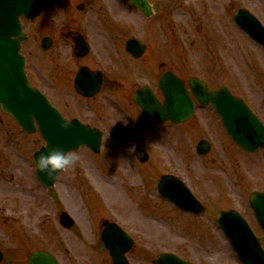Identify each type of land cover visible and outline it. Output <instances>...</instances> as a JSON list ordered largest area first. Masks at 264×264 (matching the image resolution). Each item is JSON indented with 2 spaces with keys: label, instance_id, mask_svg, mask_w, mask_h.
<instances>
[{
  "label": "rangeland",
  "instance_id": "rangeland-1",
  "mask_svg": "<svg viewBox=\"0 0 264 264\" xmlns=\"http://www.w3.org/2000/svg\"><path fill=\"white\" fill-rule=\"evenodd\" d=\"M150 1L159 2L161 8L146 17L124 0V14L135 23L127 30L119 29L120 40L136 36L142 41L144 29H150V34H145L149 46L142 57L127 53L125 43L116 44L114 37L106 51L96 48L95 60L107 69L112 84H118L111 93L116 100L114 106L105 107L116 117L108 114L97 122L98 117L88 114V118H98L95 121L104 131L101 151L96 154L85 146L73 151L78 157L76 163L59 173L52 189L39 181L32 161L34 152L46 145L39 130L26 133L0 111V250L4 253L0 264H26L28 255L38 249L54 254L61 264H112L105 247H99L103 252L96 250L99 234L92 233L93 226L98 229L105 219L118 222L133 235L136 244L128 258L132 264H154L153 259L161 252L176 253L194 264H239L216 224L217 212L228 207L244 213L264 245V233L247 201L252 190H264V151L247 154L226 138L223 142L216 121V127H209L219 139H214L213 152L201 157L196 153L195 135H184L190 129L188 123L171 125L167 128L169 137L162 124L127 102L125 95L131 91L129 76L133 71L132 66L129 70L120 66L122 60H134L133 64L140 60L146 66L151 60H160L183 78L205 76L215 87L223 82L245 96L264 119V49L236 25L233 12H214L212 0ZM224 2L226 5L229 1ZM111 4L114 9L120 5L118 0ZM257 16L264 23V12L259 11ZM37 22L41 24V19ZM30 26L31 39L23 48L29 79L45 88L47 79L56 81L74 64L69 49L63 54L68 56L65 63L57 60L58 49H41V39L52 34ZM133 78L135 86L156 82L147 73ZM69 82L66 80L65 90ZM107 94L101 95L102 106L107 103ZM67 99L69 106H58L65 115L77 109L76 98L68 95ZM121 107L127 113L120 117ZM130 114L140 123L144 135L150 136L141 140L150 151L143 165L130 154L136 143L130 139L125 144L128 132L116 135L120 125L129 127ZM228 156L236 161L234 167L228 165ZM169 171L190 184L207 205V214L185 212L162 199L157 186L161 174ZM62 211H68L76 221L70 230L60 224Z\"/></svg>",
  "mask_w": 264,
  "mask_h": 264
},
{
  "label": "water",
  "instance_id": "water-1",
  "mask_svg": "<svg viewBox=\"0 0 264 264\" xmlns=\"http://www.w3.org/2000/svg\"><path fill=\"white\" fill-rule=\"evenodd\" d=\"M136 7L149 14L150 5L146 0H130ZM43 0H0V105L2 111L11 113L18 123L25 129L33 131L35 121L39 125L48 146L39 150L35 158L41 152L47 153L49 149L63 147L71 151L78 149L82 144H87L95 151L101 147V133L93 131L80 124L79 121L67 122L58 111L50 104L48 99L37 89H33L27 78L25 70V58L20 53L21 41L25 38L21 30L18 17L24 14L33 17L40 13ZM239 27L249 33L262 47H264V26L247 11L241 10L235 16ZM127 49L135 56H140L145 47L139 41L132 39L127 42ZM85 72L80 73L77 78V86L86 95H94L99 87L93 91L83 87L81 80ZM166 99L164 102L155 97L149 88L141 89L136 95V102L151 117L164 123L171 119L175 123H182L187 120L193 111V101L184 86V81L179 80L172 73H166L159 81ZM192 91L203 104H211L221 115L226 131L235 142L244 150L255 152L264 148V125L258 116L250 109L248 104L241 98L233 95L227 88L219 91L210 90L205 83L197 78L190 80ZM99 84L101 85V78ZM67 124L68 127H63ZM209 147L204 143L199 145V151L206 153ZM137 151L141 161H146ZM40 180L48 187H53L55 179H49L47 175L36 170ZM160 192L176 205L185 210L200 213L204 211L200 202L191 194L184 184L173 176H165L160 183ZM252 204L259 221L264 228V194L258 192L252 196ZM61 224L67 228L72 227L74 220L72 216L63 212L60 216ZM218 223L225 229L231 243L238 251L240 257L246 264H264V253L257 242L256 237L250 232L248 224L234 210L220 212ZM102 240L110 249L114 264H130L126 259V252L133 245L130 236L114 223L108 222ZM2 255L0 254V260ZM156 264H192L179 256L171 253H162ZM27 264H59L56 258L43 251H36L31 254Z\"/></svg>",
  "mask_w": 264,
  "mask_h": 264
},
{
  "label": "flooded vegetation",
  "instance_id": "flooded-vegetation-1",
  "mask_svg": "<svg viewBox=\"0 0 264 264\" xmlns=\"http://www.w3.org/2000/svg\"><path fill=\"white\" fill-rule=\"evenodd\" d=\"M111 1L112 0H44L45 3L44 9L39 16H36V18L32 19L31 21H28L24 17H22L23 29L28 35L26 37L27 42L25 44H27L28 41L31 39L30 25L33 26L34 30L35 29L40 30L41 28H43L44 30L52 34V35L47 34L44 37L51 38L52 40L51 48L58 49L59 52L58 54L60 56H58L59 58L57 60H63V63H65V60L68 56L65 58L66 55L63 54L65 50L68 49L70 50L69 56H71V59L73 60L74 67L71 68L69 72L67 71L66 73L62 74V76L61 74L57 76L58 78L56 81L50 78L47 79L48 82L46 83V87L45 88L43 87V91L46 93L48 98L57 108L59 106L62 109L63 107L65 109V107L69 106V100L67 99L68 95L69 96L73 95L76 98L75 101V105L77 108L76 112H73L72 114L68 113L65 115L60 108L58 109L68 120L78 118L82 122L89 125V127H94L98 129H100V127L98 126L97 122L100 121L101 119H104L105 117L108 118L109 117L108 114L110 116L116 117L112 111L106 110L105 107L111 105L114 106V101L116 102V100H113L111 93L114 90L113 88L118 86V84L116 83L112 84L111 77L108 78L109 75H107L106 73L107 69L104 67V65H100L95 60L97 54L96 48L99 46L101 49H103V51H106V49L110 47L109 43H111L113 37L116 39L115 41H117L116 44L120 43L121 41L126 44L128 39L132 37H136V36H131L128 38L124 37L122 40H120L122 35H119L120 34L119 29L122 31L127 30L129 26H132L135 23L134 19L129 18L124 14L127 7L126 2H128L129 0H126V2H124V0H118V3L120 5L114 6L115 9L113 8ZM147 1H149L151 5L155 4L156 2V1L152 2L150 0ZM212 1L214 4L213 6H215L213 7V11L219 15H223L225 14V12H229V13L233 12L232 15H234L239 9H247L248 11L252 12L254 15H259V11L264 12V0H244L246 2L244 3V5H240L239 3L240 0H228L229 2L226 5L224 0H212ZM160 8H161V4L159 3V10ZM134 9L140 12L139 9L135 7ZM150 11L154 12V9L152 8ZM140 13H142L145 16L143 12ZM38 18L41 19V24H38L37 22ZM141 28L144 27L141 26ZM149 31L150 29L148 31L144 29L143 31V38L145 39V43L143 42L144 39L141 37V39H143V41L142 40L141 41L144 44H146L147 49L149 45L147 42L148 40L145 37V34H150ZM49 50H45V51L47 52ZM135 61L136 64H133L134 60H122V63L120 64V66L124 65V67H126L127 70H129V68L132 66L130 71H133L132 73H130L132 74V76L131 75L129 76L131 78L130 84L132 85V88L129 94L125 95L126 96L125 99L127 100V102H131L130 104L131 106L133 105L135 107H138L134 102V96L140 88H143L144 86L147 85L152 87V89L154 90L153 93H155L160 100H163L164 95L162 93V90L160 89V85L158 82L160 81V78L164 73L168 71H172L171 68L167 67L166 63L161 64L159 62L160 60H151L150 61L151 63L148 66L140 63V60L138 61L135 60ZM84 67L85 69H87L86 70L87 74L88 73L92 74L91 77L88 76L89 74L87 76L85 75L81 81L83 87L88 88V90L94 89L97 85L98 78L101 77L102 85L96 95L86 96L80 93L78 89H76L75 87L77 75L79 71ZM163 69L164 71H162ZM160 71H162V73ZM93 73L95 75H93ZM138 73H140L141 75L147 73L149 79L151 80L156 79L155 84L149 82L141 86L139 85L135 86V84L133 83H135L136 81L134 80L133 77ZM180 77L183 78L182 76ZM204 77L200 76L201 80L205 81L208 87L211 88V90H217L223 86H227L234 94L238 95L236 90L231 89L230 85H226L222 82V84L215 87L210 82V79L207 80L208 78L206 77L207 79H205ZM190 78L191 77L183 78V79L186 80V88L189 90L194 100V111H193L194 114L188 121L185 122L189 124L188 126H190V129L185 131L184 135L185 137L189 136L190 138L191 135H195V139L197 140V143H199L200 141H206L210 143L211 151H209L207 155L201 156V157H206L211 152H213L214 139H219V134L216 131H214L213 128H210L209 124H214V127H216L215 125H218L216 121L218 122L220 120V117L216 113V111H214V108L211 105H203L195 98V96L191 91V86L189 83ZM66 80L70 82L67 86L68 88L65 90ZM55 82L57 84H54ZM105 92L106 93L108 92L106 96L107 99L105 100L107 101V103L106 102L103 103L104 104L103 107L101 104V95H103ZM58 103H60V105ZM66 110L69 109L66 108ZM119 113L121 117L123 116L124 113L125 114L127 113V110L125 109V107H121ZM88 114L93 115V117H98L99 119L95 118L98 119L96 122L95 119L88 118ZM128 121L130 122L129 127L124 125H120L122 126V128L118 125L116 126L117 128L120 127L118 128V130H116L117 133L116 135H120V136L124 135L125 132L124 130H126V132H128L129 134L128 139H124L126 145H128L129 140L131 139L133 144L136 143L137 146L141 145L143 148H147V146L144 145L145 143L141 142V140L143 139L145 141V139L150 136L148 135V137H146L144 135L145 133L140 123L132 115L128 118ZM154 121L157 122L156 120ZM219 123L220 126L218 125V127L220 128L217 129V131H219L220 133L221 140L223 141V139L226 138L227 141L234 144L231 141V139L228 137L226 132L224 131L221 121H219ZM113 124L115 125V122ZM171 125H175V124L171 123V121H168L167 123L163 124L162 126H164L165 128L164 131L169 132L167 130ZM195 129L197 130L196 132H194ZM155 133L156 132H152L151 135L155 136L156 135ZM168 135L169 137H172L170 132ZM137 146L134 148V150L137 148ZM130 154L133 155V152H130ZM229 159L231 163L229 162L228 165L234 167L235 166L234 163H236V161L232 160V158L230 157ZM212 160L214 161V159ZM103 229L104 227L101 226L98 227V229L96 227L95 228L93 227L92 230H94L96 236L97 233L101 236ZM98 243L99 245L97 246L98 248L96 250H100L101 252H103L104 250H102V248H99L101 246H104L102 241H99Z\"/></svg>",
  "mask_w": 264,
  "mask_h": 264
},
{
  "label": "clouds",
  "instance_id": "clouds-1",
  "mask_svg": "<svg viewBox=\"0 0 264 264\" xmlns=\"http://www.w3.org/2000/svg\"><path fill=\"white\" fill-rule=\"evenodd\" d=\"M63 127H68L64 124ZM134 150V146L132 148ZM78 157L63 147L49 149L47 153L41 152L38 158H35L37 169L45 173L49 179H55L60 170L72 167Z\"/></svg>",
  "mask_w": 264,
  "mask_h": 264
}]
</instances>
